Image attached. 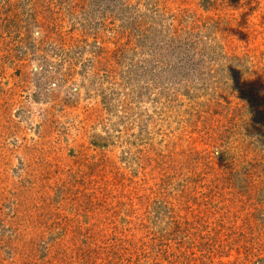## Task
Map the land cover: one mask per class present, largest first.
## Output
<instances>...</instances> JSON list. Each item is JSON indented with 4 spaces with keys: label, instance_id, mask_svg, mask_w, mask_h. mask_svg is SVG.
<instances>
[{
    "label": "rangeland",
    "instance_id": "374dc122",
    "mask_svg": "<svg viewBox=\"0 0 264 264\" xmlns=\"http://www.w3.org/2000/svg\"><path fill=\"white\" fill-rule=\"evenodd\" d=\"M0 264H264V0H0Z\"/></svg>",
    "mask_w": 264,
    "mask_h": 264
}]
</instances>
